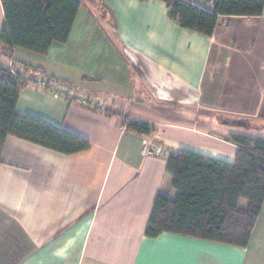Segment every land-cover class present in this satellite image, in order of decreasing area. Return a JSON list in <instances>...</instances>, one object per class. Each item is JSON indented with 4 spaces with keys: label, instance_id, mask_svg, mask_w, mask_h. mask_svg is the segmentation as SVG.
<instances>
[{
    "label": "crops",
    "instance_id": "crops-1",
    "mask_svg": "<svg viewBox=\"0 0 264 264\" xmlns=\"http://www.w3.org/2000/svg\"><path fill=\"white\" fill-rule=\"evenodd\" d=\"M192 2L213 9V0ZM4 23L0 0V33ZM10 63L27 80L19 110L90 148L64 154L6 139L0 264H264V204L246 247L145 234L155 196L178 194L166 171L172 152L232 163L230 134L264 138V12L220 15L207 36L181 27L163 0H82L67 43L45 55L16 47L12 56L0 43V66ZM40 79L93 105L56 96ZM240 118L247 128L222 123ZM125 119L156 131H126ZM146 143L162 154L143 155Z\"/></svg>",
    "mask_w": 264,
    "mask_h": 264
},
{
    "label": "trees",
    "instance_id": "trees-1",
    "mask_svg": "<svg viewBox=\"0 0 264 264\" xmlns=\"http://www.w3.org/2000/svg\"><path fill=\"white\" fill-rule=\"evenodd\" d=\"M5 23L0 33L4 54L16 47L47 54L54 42H68L82 0H1ZM170 18L183 28L212 35L220 15L261 16L264 0H213L206 10L192 0H163ZM27 80L0 66V163L6 139L15 136L54 151L71 154L90 148V141L50 121L18 108ZM48 84L52 83L51 79ZM107 113L108 110H106ZM222 121H224L222 119ZM247 120L225 121L247 128ZM126 131L153 134L149 122L128 121ZM237 147L235 161L227 162L188 149L172 152L166 165L175 199L158 193L145 234L164 232L246 247L264 204V138L230 134Z\"/></svg>",
    "mask_w": 264,
    "mask_h": 264
},
{
    "label": "built area",
    "instance_id": "built-area-1",
    "mask_svg": "<svg viewBox=\"0 0 264 264\" xmlns=\"http://www.w3.org/2000/svg\"><path fill=\"white\" fill-rule=\"evenodd\" d=\"M6 68H8L14 75L17 74V72L13 68V64L10 63ZM37 84L44 88H49L56 96L67 97L69 99H73L76 100L77 102L83 103L87 106L93 105V103L87 101L84 97L76 95L74 90L72 89L70 90L62 84L55 82L48 84L44 79L38 80ZM99 108L104 109L103 107H99ZM123 128L124 130H126L125 123ZM141 152L143 155H160L163 152V146L161 144L155 145L151 143H146L144 144Z\"/></svg>",
    "mask_w": 264,
    "mask_h": 264
},
{
    "label": "rangeland",
    "instance_id": "rangeland-1",
    "mask_svg": "<svg viewBox=\"0 0 264 264\" xmlns=\"http://www.w3.org/2000/svg\"><path fill=\"white\" fill-rule=\"evenodd\" d=\"M98 14H99V12H98ZM106 110H108V109H106ZM106 110H105V111H106Z\"/></svg>",
    "mask_w": 264,
    "mask_h": 264
}]
</instances>
